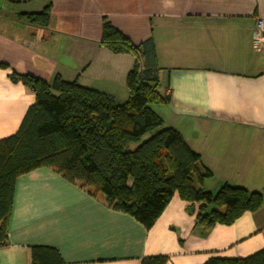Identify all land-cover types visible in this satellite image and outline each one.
Returning <instances> with one entry per match:
<instances>
[{"label":"crops","instance_id":"1","mask_svg":"<svg viewBox=\"0 0 264 264\" xmlns=\"http://www.w3.org/2000/svg\"><path fill=\"white\" fill-rule=\"evenodd\" d=\"M48 3L47 27L24 17ZM104 17L136 45L153 40L159 88L171 95L157 110L212 172L203 187L216 193L231 184L264 197V49L253 43L264 0H0V63L8 65L0 66V139L16 133L35 102L11 80L14 71L50 82L59 74L127 100L135 57L101 44ZM199 206L176 193L147 229L40 167L17 179L0 264H32L36 245L56 248L64 264H141L157 255L204 264L264 249V202L206 233L196 225Z\"/></svg>","mask_w":264,"mask_h":264},{"label":"trees","instance_id":"2","mask_svg":"<svg viewBox=\"0 0 264 264\" xmlns=\"http://www.w3.org/2000/svg\"><path fill=\"white\" fill-rule=\"evenodd\" d=\"M50 8L48 3L42 12L23 15L30 24L47 27ZM101 44L135 57L125 102L59 74L51 82L15 71L10 75L34 92L35 102L16 133L0 139V245L7 243L18 177L44 166L90 195H102L109 208L133 216L147 229L176 193L200 203L196 225L204 233L258 210L264 202L260 191L231 184L216 193L204 188L212 172L175 128L164 125L153 105L169 104L171 95L159 88L153 40L136 45L104 17ZM31 254L32 264H64L53 247L32 246ZM167 261L166 255L148 256L141 264ZM204 264H264V249L246 258L211 257Z\"/></svg>","mask_w":264,"mask_h":264},{"label":"built area","instance_id":"3","mask_svg":"<svg viewBox=\"0 0 264 264\" xmlns=\"http://www.w3.org/2000/svg\"><path fill=\"white\" fill-rule=\"evenodd\" d=\"M254 47L257 50L264 49V19L256 20V28L253 36Z\"/></svg>","mask_w":264,"mask_h":264},{"label":"rangeland","instance_id":"4","mask_svg":"<svg viewBox=\"0 0 264 264\" xmlns=\"http://www.w3.org/2000/svg\"><path fill=\"white\" fill-rule=\"evenodd\" d=\"M127 79V78H126ZM124 89H125V95H127V100H128V98H129V89H128V87H127V84L126 83H124ZM126 100V101H127ZM153 107H155V109H158V106H154L153 105ZM149 135H147L146 137H148Z\"/></svg>","mask_w":264,"mask_h":264}]
</instances>
